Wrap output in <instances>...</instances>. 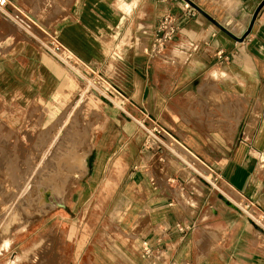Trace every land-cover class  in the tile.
<instances>
[{
    "label": "crops",
    "instance_id": "0c3cea01",
    "mask_svg": "<svg viewBox=\"0 0 264 264\" xmlns=\"http://www.w3.org/2000/svg\"><path fill=\"white\" fill-rule=\"evenodd\" d=\"M9 2L1 97L69 95L76 82L46 44L57 42L121 99L102 106L77 198L62 206L76 218L34 240L35 264H264V225L248 213L264 219V0ZM184 3L192 13L150 53Z\"/></svg>",
    "mask_w": 264,
    "mask_h": 264
},
{
    "label": "rangeland",
    "instance_id": "374dc122",
    "mask_svg": "<svg viewBox=\"0 0 264 264\" xmlns=\"http://www.w3.org/2000/svg\"><path fill=\"white\" fill-rule=\"evenodd\" d=\"M46 44L69 70L70 77L76 84L69 95L56 97L47 105L38 102L36 106L23 107L0 96V264L39 263L45 248H33L36 244L33 243L34 240L46 233L67 232V226H63L66 221L62 222L61 217L67 216L74 220L77 213L66 211L62 206H58L57 202L62 200L64 205L74 202L77 198L76 195L73 196L75 187L65 198L62 194L54 192L50 198L56 202H46L49 207L43 202L36 205L26 204L30 198L23 201L19 192L26 195L29 192L23 190L27 191L32 186L43 183L42 179L52 162L50 160L58 156L57 145L64 140L74 139L78 128H82L93 139L103 120L101 112L104 104L110 102L120 105L121 99L94 67L82 65L77 59L70 61L66 52L55 49V43ZM9 113L16 118L12 124L7 121ZM186 155L184 159L187 158ZM196 168L207 176L204 172L207 168L202 163H197ZM35 180L39 182L35 183ZM3 197L11 200L4 202ZM18 197L20 199L15 208L3 209L4 205H13ZM229 199H233L232 195ZM20 206L24 210L19 208ZM13 211L37 216L22 226L19 220L8 219ZM248 213L256 223L264 225L262 217L252 214L249 210Z\"/></svg>",
    "mask_w": 264,
    "mask_h": 264
},
{
    "label": "bare ground",
    "instance_id": "6f19581e",
    "mask_svg": "<svg viewBox=\"0 0 264 264\" xmlns=\"http://www.w3.org/2000/svg\"><path fill=\"white\" fill-rule=\"evenodd\" d=\"M15 120L16 118L13 117V114L9 113L7 117L8 123L12 124ZM77 131L78 132L74 139L71 138L69 140H64L60 142L59 145H57L58 152L56 155L58 156H56L53 160H50L52 162L49 165L50 168L48 172L42 179L43 183L34 185L27 191L23 190L24 192H29L26 195H24L23 192H19L22 195L21 199L23 201H26L27 198H30V201L26 204L36 205L40 202H43L46 206V202H49V204L56 202V200L50 198L54 192L62 194L64 198L71 194L73 188L77 185L79 178L86 171L87 155L92 148V138L87 135L88 133H85L82 128H78ZM37 182L39 181L35 180V183ZM33 195L34 197L31 198L30 196ZM19 199L20 197L14 201L13 205L2 206L3 209L15 208L18 205L17 201ZM2 200L4 202H9L11 199L3 197ZM57 203L58 206H64V202L62 200L58 201ZM19 208L24 210V208L21 206ZM35 216L37 215H27L26 213H17L13 211V213L8 216V219L19 220L21 225L24 226Z\"/></svg>",
    "mask_w": 264,
    "mask_h": 264
},
{
    "label": "built area",
    "instance_id": "2783aa9c",
    "mask_svg": "<svg viewBox=\"0 0 264 264\" xmlns=\"http://www.w3.org/2000/svg\"><path fill=\"white\" fill-rule=\"evenodd\" d=\"M10 6L9 0H0V10H7L10 8ZM190 13H192V10L189 9L188 3H184L183 9L179 14L166 13L163 15L156 26L155 36L151 44L150 53L157 54L161 52L164 49L166 43L170 41V39L177 33L179 28L178 20ZM55 45L56 50L66 52V56L70 61L76 59L70 51H67L64 48L62 44L56 42Z\"/></svg>",
    "mask_w": 264,
    "mask_h": 264
}]
</instances>
